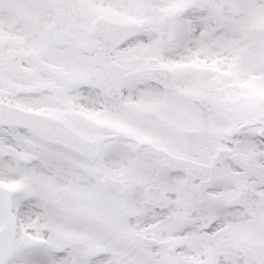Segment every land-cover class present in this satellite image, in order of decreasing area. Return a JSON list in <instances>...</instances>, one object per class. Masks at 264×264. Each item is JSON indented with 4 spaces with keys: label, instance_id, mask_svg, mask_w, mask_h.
<instances>
[{
    "label": "snow or ice",
    "instance_id": "snow-or-ice-1",
    "mask_svg": "<svg viewBox=\"0 0 264 264\" xmlns=\"http://www.w3.org/2000/svg\"><path fill=\"white\" fill-rule=\"evenodd\" d=\"M0 264H264V0H0Z\"/></svg>",
    "mask_w": 264,
    "mask_h": 264
}]
</instances>
